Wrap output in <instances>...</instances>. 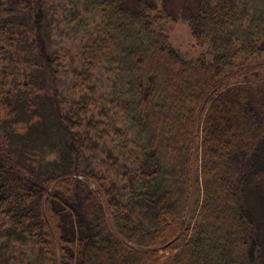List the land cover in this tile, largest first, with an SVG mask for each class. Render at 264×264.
Returning a JSON list of instances; mask_svg holds the SVG:
<instances>
[{
  "label": "trees",
  "instance_id": "obj_1",
  "mask_svg": "<svg viewBox=\"0 0 264 264\" xmlns=\"http://www.w3.org/2000/svg\"><path fill=\"white\" fill-rule=\"evenodd\" d=\"M167 2L72 0L89 32L71 80L80 106L65 112L57 66L67 54L47 50L44 0H0V123L10 125L0 221L37 243L32 264H264V0H197L185 21L209 51L190 60L162 30L175 21ZM21 45L51 90L44 114L16 132L8 85ZM98 69L120 117L84 126ZM89 133L108 139L99 160L85 150ZM27 139L40 158L13 151Z\"/></svg>",
  "mask_w": 264,
  "mask_h": 264
},
{
  "label": "rangeland",
  "instance_id": "obj_2",
  "mask_svg": "<svg viewBox=\"0 0 264 264\" xmlns=\"http://www.w3.org/2000/svg\"><path fill=\"white\" fill-rule=\"evenodd\" d=\"M71 2L72 0H44L45 28L43 37L47 42V50L52 55L62 56L67 54L65 58L59 61L57 66L60 90L57 99L61 104V110L65 112L77 110L76 107L72 106H80V94H73L71 92V80L72 72L79 69L78 54L83 44L86 43L89 32V29L85 27V21L83 19H80V24L74 22L73 18L75 14L77 15V11L72 9ZM196 5L197 0H168L165 9L162 11L166 19L168 14H171L172 19L175 20L174 22L164 21L162 25L163 32L170 37L171 44L181 56L188 60L196 58L201 54H207L209 51L207 44L196 42L193 39L190 26L185 21L187 16L196 13ZM82 16L80 14L78 18H82ZM75 21H78V19ZM91 21L89 20V22ZM25 24L26 22L23 20V25ZM21 30H25V26H22ZM20 49V54H17L14 60H20L19 62L22 65L17 61L16 65L14 63L11 64V66L16 67L20 65V67L15 69L14 78L16 81H14V84L8 85L12 94L17 98V101L12 103H15L17 106L14 105L11 108L12 115L10 114L7 119L12 121L13 117L17 118L19 122L15 124L16 132H25L27 126L38 119L36 116L31 117V113L39 112L44 114V111L47 109V97L51 88L47 75L42 70H39L36 64L33 63V65L24 60V56L31 51V46L26 48L21 45ZM94 74L99 86L98 97L94 99H99V103L98 108H90L89 114L83 121L84 126L91 122L107 121L110 117L115 119L120 117L117 108L110 109V100L113 94L111 80L106 76L104 70L98 69ZM115 105L119 106L118 104ZM18 106L19 108L16 109ZM2 109L0 108L1 120L5 119ZM22 111L26 115H22ZM9 127V124L4 122L0 123V142L4 141L5 148L10 144V141L6 140L5 134ZM53 139L57 142L55 136ZM107 141L108 139L104 141L105 146L96 144L89 133V142L85 150L86 152L92 151V154L99 160L109 153ZM25 142L26 147L16 146V143L13 142L15 144L13 151L20 154L22 159L27 161L31 157L40 158L43 149L36 143H31L29 139L25 140ZM18 233L23 237L19 236ZM38 255L39 246L35 241L21 234L19 230L0 221V264H32Z\"/></svg>",
  "mask_w": 264,
  "mask_h": 264
}]
</instances>
